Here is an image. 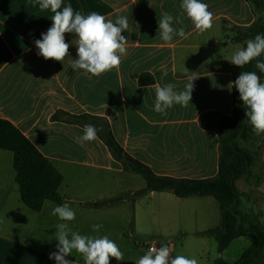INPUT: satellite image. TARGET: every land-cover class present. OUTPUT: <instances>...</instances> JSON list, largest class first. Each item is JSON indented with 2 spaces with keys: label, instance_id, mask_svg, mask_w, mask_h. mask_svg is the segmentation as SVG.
<instances>
[{
  "label": "crops",
  "instance_id": "1",
  "mask_svg": "<svg viewBox=\"0 0 264 264\" xmlns=\"http://www.w3.org/2000/svg\"><path fill=\"white\" fill-rule=\"evenodd\" d=\"M181 2L64 0L62 7L71 4L83 15L95 11L113 22L118 16L128 18L129 27L122 33L128 39L127 55L119 70L94 77L71 68L72 59L77 58L74 34H65L70 48L62 63L37 54L34 41L51 26V12L39 10L35 0H0V119L14 125L62 175L58 190L62 204L76 212L70 228L82 235H108L118 244L124 261L110 258V264H135L148 245L167 246L171 258L183 255L197 259L198 264H213L218 258L234 262L240 256L225 257L230 245L251 239L243 253L253 242L250 237L234 239L222 253L216 244L213 255L210 239L216 241L208 232L220 221L215 199L177 198L169 192L135 196L145 181L124 171L98 137L77 143L83 128L68 122L70 116L81 115L105 120L124 152L155 175L188 180L217 175L219 135L204 127L200 118L208 113L231 114L233 64L226 54L234 52L235 45L242 47L231 40V32L252 26L259 12L246 0H202L214 20L211 29L199 33L183 14ZM164 12L180 17L182 25L173 26H183L186 38L161 40L158 20ZM261 15L264 19V12ZM215 61L221 65L207 67ZM185 68L200 76L194 81L191 102L187 107L175 105L166 115L155 112L156 87L173 83L176 91L184 90L191 75ZM143 74L152 77L153 83L140 86ZM12 161L11 152L0 150V264H56L49 255L57 250L55 225L61 221L52 215L57 204L46 201L38 212L26 208L14 181ZM241 180L236 181L237 189L248 192L252 186L244 184L240 190ZM258 190L264 199V182ZM117 198V202L100 204ZM261 219L264 222V209ZM94 224L103 228L93 232ZM148 229L159 238L141 248L134 238L143 239ZM176 242L181 250L176 251ZM131 249L139 254L133 263ZM65 258L84 264L75 251Z\"/></svg>",
  "mask_w": 264,
  "mask_h": 264
},
{
  "label": "clouds",
  "instance_id": "2",
  "mask_svg": "<svg viewBox=\"0 0 264 264\" xmlns=\"http://www.w3.org/2000/svg\"><path fill=\"white\" fill-rule=\"evenodd\" d=\"M64 0H35L36 6L42 12H51V26L46 33L41 34V39L34 43L38 49V55L45 60L63 62L69 56L70 44L65 40V34H74L72 44L76 46V59H72L73 70H83L94 77L112 71L119 70L122 57L127 55L126 45L128 39L122 35L129 27L126 16H118L115 22L107 20L102 14L95 11L83 15L74 11L71 4L64 5ZM183 14L190 19L195 30L199 33L213 27L214 13L209 11V6L202 0H182L180 4ZM174 23L181 24L183 21L179 16L173 17L164 12L158 20V32L164 42H171L175 36L186 38L187 33L183 26L176 28ZM264 54V34H257L254 39L246 41V47L237 48L231 55L230 61L233 65L243 68L253 60L255 67L264 73V61L258 59ZM188 75V83L184 90L176 91V85L167 83L157 86L155 89L154 111L166 115L167 110L175 105L187 107L192 100L194 81L200 76L185 68ZM239 93L245 116L255 135L264 134V82L261 77L253 71L240 72L232 83ZM99 129L88 124L83 128V135L77 138V143L83 145L97 139ZM52 215L56 216L60 223L55 225V240L58 241L56 251L50 253L49 259H54L56 264H73L65 257L73 251L79 253L84 264H110V258L116 261H124V254L118 244L108 235L92 236L82 235L73 231L69 222L75 220L76 212L67 203L57 205L52 209ZM93 232H99L102 224L91 226ZM135 264H198L195 258L183 255L170 257V249L167 246L151 247L139 257Z\"/></svg>",
  "mask_w": 264,
  "mask_h": 264
},
{
  "label": "trees",
  "instance_id": "3",
  "mask_svg": "<svg viewBox=\"0 0 264 264\" xmlns=\"http://www.w3.org/2000/svg\"><path fill=\"white\" fill-rule=\"evenodd\" d=\"M254 10L263 11V0H246ZM237 35L231 40L246 47L248 39H254L257 34H264V25L260 20L252 26L237 30ZM258 59L264 61V54ZM256 60L251 61L243 68L232 65V83L240 72L253 71L261 78L264 73L255 67ZM220 62H210L207 67H218ZM149 75H140V86L153 83L145 78ZM232 112L229 116L219 113H208L200 118L204 127L219 135L218 172L215 177L202 180L176 179L167 176L155 175L149 167L127 155L115 140L107 122L101 118L88 115L70 116L69 123L82 128L91 124L96 126L98 138L106 146L112 157L121 164L126 172L140 175L145 181V187L135 193L141 196L148 192H169L177 198L212 197L216 200L220 210L219 224L209 230V234L217 244L218 253H222L230 243L240 237H250L253 242L234 262H226L220 258L213 264H264V222L261 213H246L239 209L241 201L247 193L236 187V181L246 179L255 186L264 182V162L258 163L263 152L262 140L254 135L255 143H260L259 152L253 153L238 144V139H244L245 133L251 131L252 126L245 116L246 109L241 106L239 93L232 85L231 90ZM57 120V115L53 116ZM0 150L9 151L13 155L14 181L20 192L23 205L31 211L41 210L44 202L50 201L57 205L62 204L59 187L62 184V175L52 166L37 148L10 122L0 119ZM263 196V195H262ZM120 199H109L101 205L117 202Z\"/></svg>",
  "mask_w": 264,
  "mask_h": 264
},
{
  "label": "rangeland",
  "instance_id": "4",
  "mask_svg": "<svg viewBox=\"0 0 264 264\" xmlns=\"http://www.w3.org/2000/svg\"><path fill=\"white\" fill-rule=\"evenodd\" d=\"M258 12H259L260 24L264 25V19H262V15H261V13L264 12V10L263 11H258ZM237 32H238L237 30H235V31L232 30V32H231L232 33V38L237 35ZM234 47L235 48H240L239 45H235ZM232 53H233L232 51H228L227 54H226V57L228 59H230ZM216 59H218V58H216ZM261 82H264V77L261 78ZM241 106L244 108L242 102H241ZM253 134H254V132H253L252 129H251V131L246 132L245 136H244V139H241V138L238 139V144H239L240 147L246 148V149L250 150L253 153H256V152L260 153L259 148H260L261 144L260 143H255ZM258 137L261 140L263 138L262 142L264 144V134H262V135H260ZM257 162L260 163V162H263V161H261V158H258ZM136 177L139 180H141L142 182L144 181V179L140 175L136 174ZM241 181L243 183H241L240 186H239L240 190H241V188H243L245 186L244 184H246V185L248 184V185H250L252 187H251V189L248 192H245V193H247V196L245 197L244 200H242L243 203H242L240 208L242 210H244V211H247V212L251 211L253 213H256V212L259 211L261 213V210L264 209V199H263L262 194L258 190V186H255L253 183H249L246 179H242ZM248 203L252 205L253 210H251V207H250V205ZM143 237H144L143 239L134 238V241L140 242L139 244H140L141 248H143V244L144 243H151V242H155V241L157 243V239L159 238V235L157 234V232H153V231L148 229L143 234ZM210 240H211V242H212L211 244L213 246V248H211L212 254L214 255V254H216V243L212 239H210ZM240 240L241 241H236L235 243L230 245V247L228 248V251H227L228 253H227V255H225L226 259H228V260H230V259L236 260L240 256L242 251L246 247H248L249 243L251 242V239H247V238H242ZM177 250H181V249L179 247V244L176 242V251ZM211 250H210V256H209L210 259L213 257V256H211ZM138 255L139 254L136 253L135 249H131V260H132V263H133L134 257H136Z\"/></svg>",
  "mask_w": 264,
  "mask_h": 264
},
{
  "label": "built area",
  "instance_id": "5",
  "mask_svg": "<svg viewBox=\"0 0 264 264\" xmlns=\"http://www.w3.org/2000/svg\"><path fill=\"white\" fill-rule=\"evenodd\" d=\"M151 247H155L154 245H148V246H146V252H147V250L149 249V248H151Z\"/></svg>",
  "mask_w": 264,
  "mask_h": 264
}]
</instances>
